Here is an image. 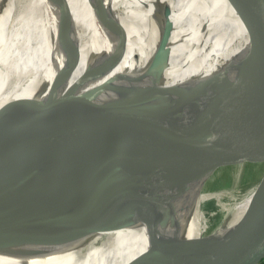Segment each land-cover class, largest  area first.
Listing matches in <instances>:
<instances>
[{"label": "bare ground", "instance_id": "bare-ground-1", "mask_svg": "<svg viewBox=\"0 0 264 264\" xmlns=\"http://www.w3.org/2000/svg\"><path fill=\"white\" fill-rule=\"evenodd\" d=\"M217 6V14L209 16ZM207 21L218 27L203 40ZM69 33L70 41L61 44ZM247 34L240 13L228 0H64V6L60 0H0V125L22 98H38L41 79H46L49 87L41 97L43 104L31 114V121L62 105L75 112L76 99L92 92L82 121L63 127L64 135L87 132L101 113L124 102V94L149 86L151 75L170 51L166 82L186 83L213 72L214 67L208 66L213 54L224 53L227 64L248 51ZM213 39L215 46L208 52ZM231 51L234 56H227ZM242 67L235 65L239 74ZM99 84L108 86L103 92L94 91ZM140 160L139 149L132 145L102 170L99 181L70 191L60 208L90 213L70 222L68 234L61 236L53 234L46 211L36 208L37 200L28 194L46 196L57 185L95 174L96 169L59 165L6 172L0 168V264H143L150 258L156 264H179L147 204L134 191ZM215 167L209 158L195 159L174 172L169 183L187 215L194 201L214 199L221 210L222 190L196 193L207 171ZM40 175L43 179L31 183ZM129 195L133 198L127 202L139 215L130 224L113 227L119 222L117 214L124 217V199ZM28 202L33 209H28ZM25 207L29 216L19 222L17 214L20 210L24 214ZM190 217L188 237L194 236V226L204 234L210 225L206 212Z\"/></svg>", "mask_w": 264, "mask_h": 264}, {"label": "water", "instance_id": "water-1", "mask_svg": "<svg viewBox=\"0 0 264 264\" xmlns=\"http://www.w3.org/2000/svg\"><path fill=\"white\" fill-rule=\"evenodd\" d=\"M228 1L246 24L248 51L227 64L224 53L213 54L208 66L214 70L207 77L167 83L170 51L151 75L149 86L124 94V102L101 113L89 131L80 134L72 130L69 135H64L63 127L82 121L92 92L76 99L75 112L62 105L44 111L32 122L31 114L42 106L41 97L49 87L47 80L41 79L38 98H22L0 125V168L6 172L59 165L96 169L95 174L57 185L46 196L28 194L37 200L36 208L46 211V223L54 235L68 234L70 222L90 213L76 212L73 207L61 209L65 196L80 190L76 188L81 185L99 181L102 170L123 149L135 145L141 160L134 191L147 204L179 264H260L264 260V0ZM217 11L218 6L209 16ZM209 23L204 24L203 40L218 27ZM71 38V33L66 34L60 43ZM214 46L213 39L206 49L209 52ZM234 54L231 51L227 56ZM239 63L243 64L240 74L235 68ZM107 86L99 84L94 91L103 92ZM52 133L57 137L50 138ZM206 158L218 168L220 182L225 183L220 215L212 234H202L194 226V236L188 237L192 219L180 208L178 192L169 182L176 170ZM41 179V175L33 177L31 183ZM132 198L124 199V217L117 214L119 222L113 227L130 224L138 217L139 210L127 202ZM26 206L34 208L29 202ZM26 216L25 207L17 220L22 222ZM143 264H156V260L150 258Z\"/></svg>", "mask_w": 264, "mask_h": 264}, {"label": "rangeland", "instance_id": "rangeland-1", "mask_svg": "<svg viewBox=\"0 0 264 264\" xmlns=\"http://www.w3.org/2000/svg\"><path fill=\"white\" fill-rule=\"evenodd\" d=\"M217 167L215 168H211L208 170L207 172V177L205 178V180L200 184H198L196 193L197 194H206V193H215L217 191H221L222 188L224 187L225 183L224 181L220 182L219 179V175H218V171H217ZM202 186V187H199ZM224 201H226L224 199ZM204 210L206 212V215L209 217L210 219V225L208 227V229L205 231L204 234L208 235L209 233H211L217 224L219 215H220V208L218 206V204H216V201L213 200H209L205 203H200L199 201H194V203L192 204V209H191V215L190 216H196L198 214H200V211ZM209 213H214L213 216L209 215ZM193 224H189V228H188V233L191 231Z\"/></svg>", "mask_w": 264, "mask_h": 264}, {"label": "crops", "instance_id": "crops-1", "mask_svg": "<svg viewBox=\"0 0 264 264\" xmlns=\"http://www.w3.org/2000/svg\"><path fill=\"white\" fill-rule=\"evenodd\" d=\"M207 172H208V171H207ZM206 177H207V173H206V175H205V178H206ZM205 178L203 179V181L205 180ZM203 181H202V182H203ZM202 182H201V183H202ZM201 183H200V185H201ZM199 187H202V186H199Z\"/></svg>", "mask_w": 264, "mask_h": 264}, {"label": "trees", "instance_id": "trees-1", "mask_svg": "<svg viewBox=\"0 0 264 264\" xmlns=\"http://www.w3.org/2000/svg\"><path fill=\"white\" fill-rule=\"evenodd\" d=\"M260 264H264V260Z\"/></svg>", "mask_w": 264, "mask_h": 264}]
</instances>
